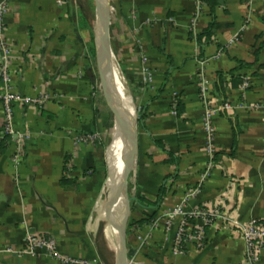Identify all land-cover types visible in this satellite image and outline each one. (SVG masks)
<instances>
[{
	"label": "crops",
	"instance_id": "obj_1",
	"mask_svg": "<svg viewBox=\"0 0 264 264\" xmlns=\"http://www.w3.org/2000/svg\"><path fill=\"white\" fill-rule=\"evenodd\" d=\"M86 2L10 0L5 24L17 56L12 90L60 97L37 107L12 104L15 129L29 132L31 140L17 166L14 145L8 137L0 140V264H62L29 250L28 233L53 238L61 255L117 264L108 172L118 179L107 152L108 169L105 144L112 113L101 84L97 89L96 64L89 66ZM210 2L110 0L115 60L141 110L135 143L126 149L129 222L174 207L207 170L200 73L209 81L212 104L229 102L232 109L213 117V166L190 205H216L242 222L264 221V0ZM207 30L210 37L203 38ZM140 56L153 72L152 87L142 82ZM2 108L0 101V135ZM73 135L93 139L76 145ZM147 225L127 233L128 259L135 264H244V243L223 222L206 228L202 247L188 245L178 256L174 231L155 230L140 248L136 236L147 233Z\"/></svg>",
	"mask_w": 264,
	"mask_h": 264
},
{
	"label": "built area",
	"instance_id": "obj_2",
	"mask_svg": "<svg viewBox=\"0 0 264 264\" xmlns=\"http://www.w3.org/2000/svg\"><path fill=\"white\" fill-rule=\"evenodd\" d=\"M62 3L64 0H57ZM10 0H0V81L3 85V92L0 94L2 102L4 124L0 140L3 137H8L10 143L14 145V154L12 163L17 166L21 163L25 152L26 145L31 140L29 132L16 130L13 124L14 113L12 109L13 103H20L26 107H37L48 100L57 99L60 96L42 94L38 98H33L28 95H21L12 90V74L14 73L13 65L15 64V49L12 42L7 36L8 28L5 24V17L10 9ZM140 71L144 85L152 87L154 81L153 72L145 57L140 56ZM199 95L204 107L203 129L205 134L206 152L210 159L216 153L214 149L215 128L213 126V117L219 112L232 109L229 102H225L219 106H214L209 99L210 85L209 81L203 73L199 75ZM248 81L245 85H248ZM176 101L172 103V111L175 114ZM257 108V107H256ZM259 108V107H258ZM76 145L86 144L93 137L90 135H73ZM210 160L207 170L200 178L199 183L188 189L181 200L167 211L158 214L147 225L148 232L141 233L138 231L136 236L139 247L149 245L152 232L161 229L165 233L174 231L172 252L174 255H184L188 245H194L197 248L203 246L206 237V228L214 226L216 223L223 222L233 229V232L244 243V264H259L262 252L264 251V223L253 219L247 222H242L233 214L224 211L216 205H202L193 207L191 201L195 199L202 191V184L209 174V170L213 166ZM139 230V229H138ZM26 243L29 250L35 252L42 250L54 259L59 260L62 264H90L84 260L74 259L72 257L61 255L57 251L56 242L53 238L34 235L28 233ZM128 264H135L134 258L128 260Z\"/></svg>",
	"mask_w": 264,
	"mask_h": 264
},
{
	"label": "water",
	"instance_id": "obj_3",
	"mask_svg": "<svg viewBox=\"0 0 264 264\" xmlns=\"http://www.w3.org/2000/svg\"><path fill=\"white\" fill-rule=\"evenodd\" d=\"M95 5V18L96 29L94 31L93 46H94V59L97 68V72L100 78L102 93L108 104L110 112L114 119V128L119 131V138L122 142L124 149V156L121 154L123 177L120 180H116L115 176L111 178L108 172V194H109V209H112L118 219V250H117V264H128V246H127V233L130 214V199L126 197L125 187L128 176V152L126 149L129 145L135 143L136 129H137V107L134 102V97L128 82L125 79L120 67V74L113 68L111 58L115 60V56L112 50L110 41V24H111V12H110V0H94ZM116 62V60H115ZM117 64V63H116ZM115 77L119 79L122 91L118 92ZM116 97V103L114 101L113 94ZM123 101V107L120 105V99ZM124 100H127L126 103ZM112 146V142L106 151V163L109 169L107 152ZM129 158V155H128ZM124 199L123 209L119 208L121 200Z\"/></svg>",
	"mask_w": 264,
	"mask_h": 264
},
{
	"label": "bare ground",
	"instance_id": "obj_4",
	"mask_svg": "<svg viewBox=\"0 0 264 264\" xmlns=\"http://www.w3.org/2000/svg\"><path fill=\"white\" fill-rule=\"evenodd\" d=\"M111 63H112L113 68L117 71V73L120 74V70H119V68H118V66H117V64L113 58H111ZM116 80L118 83L119 93L121 94L122 88H121V85L119 83V79L116 78ZM119 99H120V105H122V108L124 109L123 101L120 97H119ZM124 101L126 103H128L127 100H124ZM118 134H119V131H116V129L114 128V130L112 132V141H111L112 146L110 147V149L108 151V158L110 160H112L113 163L115 164L116 169H117V179L120 182V180L123 177V174H122L123 173V167H122L123 165H122V159H121L122 142H121ZM123 206H124V199L121 200L119 208L123 209Z\"/></svg>",
	"mask_w": 264,
	"mask_h": 264
},
{
	"label": "trees",
	"instance_id": "obj_5",
	"mask_svg": "<svg viewBox=\"0 0 264 264\" xmlns=\"http://www.w3.org/2000/svg\"><path fill=\"white\" fill-rule=\"evenodd\" d=\"M91 2V0H88ZM204 2H206L207 4H211L212 2H210V0H204ZM82 23H87V18L86 16L83 15L82 17ZM210 32L209 30H207L204 34H202V37L203 38H209L210 37ZM202 37L198 38V39H201ZM93 38H94V32L92 31V35H91V42L89 43V53L91 55V58H92V63L89 65L90 67L91 66H94L95 65V61H94V46H93ZM112 50L114 52V54L116 55V52L114 50V48L112 47ZM122 68V71L124 73V76L126 77L127 79V75H126V72L124 70V68L121 66ZM130 84L129 80H128V85ZM134 97V95H133ZM135 99V98H134ZM140 115H141V110L140 108H137V121L139 120L140 118ZM113 125V116L111 114L108 115V118H107V128L109 129L111 126ZM163 193H164V190H163ZM161 203V199L156 202L157 206L156 208L158 207V205ZM156 217V214L155 215H151L150 217H148L147 219H143V220H138V221H135V220H131L128 224V233H129V229L131 227H137V226H141L143 224H148L153 218ZM262 223H264V221H261Z\"/></svg>",
	"mask_w": 264,
	"mask_h": 264
},
{
	"label": "rangeland",
	"instance_id": "obj_6",
	"mask_svg": "<svg viewBox=\"0 0 264 264\" xmlns=\"http://www.w3.org/2000/svg\"><path fill=\"white\" fill-rule=\"evenodd\" d=\"M81 1H83L84 3L86 2V15H88L89 16V18L91 19V23H92V28H91V31H95V29H96V18H95V6H94V0L92 1L91 0V2L90 1H88V0H81ZM94 61H95V59H94ZM94 69H95V71H96V73L98 74V72H97V68H96V65L94 66ZM98 77H99V75H98ZM98 77H97V89H98V91L100 90V84H101V82H99V80H100V78L98 79ZM115 83H116V87H117V90H118V92H119V88H118V83H117V80H116V78H115ZM110 93L111 94H113V97H114V101H115V104H116V106H117V103H116V97H115V95H114V93L110 90ZM113 130H114V124L107 130V135H106V148H108V146L110 145V143H111V141H112V132H113ZM121 151H122V148H121Z\"/></svg>",
	"mask_w": 264,
	"mask_h": 264
}]
</instances>
